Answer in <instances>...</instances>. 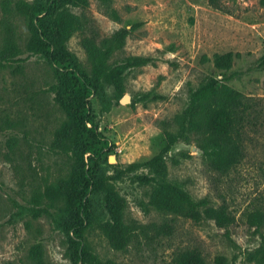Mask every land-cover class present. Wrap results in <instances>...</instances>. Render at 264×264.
<instances>
[{"label": "rangeland", "instance_id": "obj_1", "mask_svg": "<svg viewBox=\"0 0 264 264\" xmlns=\"http://www.w3.org/2000/svg\"><path fill=\"white\" fill-rule=\"evenodd\" d=\"M4 1L0 0V52ZM25 1L37 6L47 2ZM74 1L70 10L86 17L102 36L141 24L114 54L113 66L128 56H150L155 63L128 70L123 95L105 79L97 83L90 98L92 111L100 131L115 146L100 175L113 176V165L144 163L158 155L166 145L164 130L177 132L175 119L187 108L190 91L211 77L224 79L254 104L243 132L244 158L227 175L210 168L193 135L166 157L168 180L194 200L208 199L215 207L226 204L236 219L234 225L224 230L211 221L195 223L154 209L149 204L152 188L135 183L129 174L115 182L127 201L125 221L134 229L125 250L112 249L100 230L109 218L105 191L89 195L91 225L86 239L94 256L92 264H172L178 251L194 248L207 264H218V257L225 258L226 264H257L247 256L264 245V228H250L246 216L264 212L262 0H221L229 13L215 9L209 0ZM10 19L22 54L9 64L0 60V264H35L31 256L38 246L45 264H77L65 229L71 217L50 208L45 200L34 203L37 194L67 177L75 165L74 153L51 150L54 134L65 120L57 103L63 84L45 55L26 51L28 22L14 14ZM81 38L76 33L66 48L90 75ZM228 52L234 55L232 68L218 70L214 56ZM34 208L43 209L41 216L34 217Z\"/></svg>", "mask_w": 264, "mask_h": 264}, {"label": "trees", "instance_id": "obj_2", "mask_svg": "<svg viewBox=\"0 0 264 264\" xmlns=\"http://www.w3.org/2000/svg\"><path fill=\"white\" fill-rule=\"evenodd\" d=\"M73 4L74 0H47L39 6L25 0H17L15 3L5 0L3 3L6 17L1 24L4 40L0 60L9 64L22 54L10 17L14 14L24 18L30 32L26 51L34 55H45L63 84L57 103L65 114V120L54 134L51 150L63 155L74 153L72 172L48 185L43 193L34 197V203L40 205L45 200L50 208L71 217L65 229L74 245L77 264H92L94 260L86 239L91 225L89 195L93 192L106 193L109 218L100 225V230L110 247L123 251L132 241L134 229L125 221L127 201L115 184L129 174H132L135 183L152 188L149 204L154 209L195 223L211 221L217 228L228 230L236 222L228 206L222 204L215 207L208 199L194 200L189 193L170 182L166 157L175 145L187 141L193 135L197 149L208 160L210 168L218 174L227 175L244 158L243 132L254 107L251 99L224 79L209 78L206 83L190 91L187 108L175 119L177 132L164 130L166 145L158 155L144 163H132L125 167L113 165V176L100 175L101 165L112 154L115 146L100 131L94 118L90 98L97 90V83L105 79L123 95L125 73L155 63L150 56H128L113 66L111 60L114 54L125 47L130 33L141 24L134 25L131 30L121 29L111 36H102L86 17L70 10L69 6ZM209 4L229 13L221 0H209ZM76 33L82 34L81 46L91 66L90 75L72 59L66 48L67 42ZM233 58L232 52L217 54L214 56V65L218 70H230ZM259 67L264 68V57ZM42 212L43 209H33L35 218L41 216ZM246 218L250 228L256 231L264 228L263 211L249 212ZM31 259L35 264H45L40 246L34 248ZM247 260L264 264V245L249 252ZM216 262L226 264V259L218 257ZM97 264L115 263L107 261ZM172 264L207 262L202 252L194 248L178 251Z\"/></svg>", "mask_w": 264, "mask_h": 264}]
</instances>
